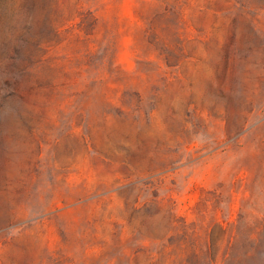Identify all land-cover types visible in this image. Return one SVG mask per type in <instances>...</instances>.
I'll use <instances>...</instances> for the list:
<instances>
[{
	"label": "rangeland",
	"instance_id": "rangeland-1",
	"mask_svg": "<svg viewBox=\"0 0 264 264\" xmlns=\"http://www.w3.org/2000/svg\"><path fill=\"white\" fill-rule=\"evenodd\" d=\"M13 1L0 264H264V0Z\"/></svg>",
	"mask_w": 264,
	"mask_h": 264
},
{
	"label": "trees",
	"instance_id": "trees-1",
	"mask_svg": "<svg viewBox=\"0 0 264 264\" xmlns=\"http://www.w3.org/2000/svg\"><path fill=\"white\" fill-rule=\"evenodd\" d=\"M12 2V1H11ZM14 5H16L17 14L19 16L18 20V27L20 26L21 30L28 31L30 28H33L34 25H36L39 21L38 17V10L40 7L39 0H14ZM47 3L49 5V13L55 12V6L58 3V0H47ZM4 18V14L0 13V22H2ZM17 28V26H14ZM49 27L54 29V24L52 21L49 23ZM11 31H9L10 36H7L6 39L0 40V47L9 48L10 45H13V42L16 40L18 41L19 36L15 34L13 31L14 29L10 28ZM14 36V37H13ZM22 40L23 35H22ZM170 224L171 228L179 231L180 229H183L186 224H189L185 217L178 216L177 213L172 211L171 217H170ZM178 233V232H177Z\"/></svg>",
	"mask_w": 264,
	"mask_h": 264
}]
</instances>
